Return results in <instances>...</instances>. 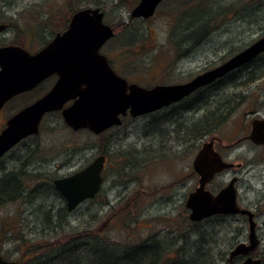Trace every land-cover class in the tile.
<instances>
[{
	"label": "rangeland",
	"instance_id": "1",
	"mask_svg": "<svg viewBox=\"0 0 264 264\" xmlns=\"http://www.w3.org/2000/svg\"><path fill=\"white\" fill-rule=\"evenodd\" d=\"M136 4L137 0H0V22L10 26L0 34V45L22 46L34 53L64 28L74 11L98 8L114 31L101 53L125 63L134 82L153 87L187 82L264 36V0H164L147 20L130 17ZM252 70L258 80H249ZM49 85L10 102L0 113V129L4 119L32 103ZM219 104L223 107L217 116ZM225 115L218 127V118ZM256 118L264 119V53L250 69L232 72L201 95L146 116L128 117L101 137L72 132L60 114L48 115L36 138L20 143L0 161V179L24 159L50 171L45 178L20 176L32 203H4L0 194V255L18 260L26 253L27 247L20 246L23 238L39 247L59 239L61 230L42 226L46 212L65 207L63 198L51 191L52 179L84 167L98 154L107 155L99 198L105 205L83 204L64 222L76 232L98 231L108 243L138 245L155 236L168 245L176 233L186 232L190 222L184 202L198 179L192 162L202 143L213 138L225 160L243 164L238 171L241 201L250 207L260 202L264 210V152L244 139ZM206 128L217 129L198 138ZM220 182L208 188L217 190ZM197 227L210 235L200 253L212 252L217 264H227L229 251L247 241L241 218L209 219L192 228ZM257 234L261 244L253 257L264 264V213L257 220Z\"/></svg>",
	"mask_w": 264,
	"mask_h": 264
},
{
	"label": "water",
	"instance_id": "2",
	"mask_svg": "<svg viewBox=\"0 0 264 264\" xmlns=\"http://www.w3.org/2000/svg\"><path fill=\"white\" fill-rule=\"evenodd\" d=\"M162 1L138 0L130 17L147 20ZM103 16L98 8L78 10L70 17L66 30L34 54L19 46L0 47V109L12 97L30 92L50 76H57L45 95L8 118L0 132V159L24 139L37 135L41 120L48 113L61 112L64 124L73 131L86 129L99 135L113 126H120V117H125L128 111L136 118L169 107L264 53L262 36L224 63L186 83L152 88L127 85L109 68L107 58L100 53L102 46L114 35L113 29L103 22ZM4 28L0 26V32ZM68 102L72 103L65 107ZM248 139L264 146V119L251 122ZM213 144V139L203 143L193 160L192 168L199 176L198 186L187 196L184 206L193 223L215 215L248 216V244L240 243L230 251L228 261L231 262L237 256L255 251L260 240L255 232L253 214L237 206L234 181L216 194L206 189L215 175L233 167L222 160ZM103 166L104 157L100 156L83 170L53 180V187L65 200L68 212L99 193ZM260 263L258 258L247 257L240 264ZM0 264L14 262L0 256Z\"/></svg>",
	"mask_w": 264,
	"mask_h": 264
},
{
	"label": "trees",
	"instance_id": "3",
	"mask_svg": "<svg viewBox=\"0 0 264 264\" xmlns=\"http://www.w3.org/2000/svg\"><path fill=\"white\" fill-rule=\"evenodd\" d=\"M205 31L206 28L204 29ZM189 42H191L190 39L187 43ZM259 57L244 67L250 69ZM255 74L254 70L248 73L250 76L249 80L250 78L252 81L258 80L259 78L255 77ZM196 95H201V93ZM218 112L219 108L217 107L214 113L218 116ZM227 115L218 118L220 120L217 122L218 127L220 123H223ZM216 129H203L198 138H205ZM0 186V194L3 196L4 203L24 200V203L28 204L30 201L27 198L29 197V192H27L26 185H23L22 179L4 174L0 179ZM51 188V191L55 192L54 188ZM99 196L102 195L99 194ZM104 205L105 203L102 202L98 206L104 207ZM54 212L50 210L46 212L44 225L42 226H45L44 229L53 230L56 233H58L57 230H61L62 234L58 237L59 239L51 238L52 240L47 241L42 247L32 243V239H20V246L27 248L25 249L26 253H21L18 257V264H217L215 255L212 252L204 255L200 253L201 245H203V242H207L210 235L198 227L196 229L192 228L199 223H190L186 232L176 233L172 239V244L166 245L158 237L154 236L138 245H119L108 243L105 241L106 238H103L104 236L98 231L85 230L84 232H76L72 230L64 222V219L70 215L65 207ZM209 219H224V217L214 216ZM209 219L203 222L209 221ZM39 222L42 223L40 219ZM179 242L182 244L179 245ZM187 243L190 244L189 248H186ZM185 254L187 255L185 256ZM254 254L255 252L251 255L253 256ZM220 260L222 261V259ZM235 263L236 260H233L232 263L227 262V264Z\"/></svg>",
	"mask_w": 264,
	"mask_h": 264
},
{
	"label": "flooded vegetation",
	"instance_id": "4",
	"mask_svg": "<svg viewBox=\"0 0 264 264\" xmlns=\"http://www.w3.org/2000/svg\"><path fill=\"white\" fill-rule=\"evenodd\" d=\"M137 3H138V0H137ZM137 5V4H136ZM83 9H85V8H83ZM94 9V8H93ZM78 10H80V9H78ZM78 10H76V11H74L72 14H71V16L75 13V12H77ZM103 15H104V13H103ZM70 16V17H71ZM70 17H69V19H68V21L66 22V24L64 25V28L62 29V30H60V31H58V32H56L52 37H51V39L50 40H48L40 49H42L43 47H45L53 38H54V36L55 35H57V34H59V33H62V32H64L65 30H66V28L68 27V23H69V20H70ZM0 26H4L5 28L0 32V34H2V33H5L6 31H8L9 30V24H7V23H4V22H0ZM114 32V31H113ZM113 38V37H112ZM11 45V44H10ZM10 45H0V47H5V46H10ZM106 45V44H105ZM104 45V46H105ZM12 46H16V45H12ZM103 46V47H104ZM19 47H22V46H19ZM102 47V48H103ZM22 48H24V47H22ZM24 49H26V48H24ZM39 49V50H40ZM27 50V49H26ZM28 51V50H27ZM38 51V50H37ZM36 51V52H37ZM35 53V52H34ZM106 56V55H105ZM106 58H107V64H108V66H109V68L118 76V77H120V78H122L123 80H125L126 81V83H127V85H131V84H135V85H138V86H140V87H144V88H151V87H147V86H142V85H140L138 82H134L133 80H131L128 76H127V73H126V71L124 70L125 69V67H126V65H125V63H122L121 62V64L120 63H118V62H114V61H112V60H110L107 56H106ZM130 73V72H129ZM56 79H57V76L56 75H53V76H50L49 78H47L46 80H44L41 84H39L36 88H34L32 91H34V90H36V89H38V87L39 86H41L42 84H44V83H46V82H50V85H49V87L46 89V91L42 94V95H40L38 98H36L35 100H37V99H39L40 97H42L43 95H45L50 89H51V87L53 86V84L55 83V81H56ZM218 82H220V80L219 81H217L216 83H218ZM211 86V85H210ZM210 86L209 87H204V88H202V89H200V90H198L197 92H195L196 94H200L201 92H203L204 90H206V89H208V88H210ZM32 91H30V92H25V93H21V94H19V95H17V96H14V97H12L11 99H9L8 101H6L4 104H3V106L1 107V109H0V113H2L4 110H6L7 108H8V106H9V103L10 102H13L14 100H16V99H19V98H22L23 96H27V95H29V93H31ZM35 100H33V101H35ZM32 101V102H33ZM182 102V101H181ZM72 102H68L66 105H65V107H67V106H69L70 104H71ZM30 103H27L26 105H24V106H19L18 108H17V110L15 111V112H13L10 116H12L13 114H15L16 112H18L19 110H21L22 108H24L25 106H27V105H29ZM222 107H223V105L222 104H219L218 105V108L221 110L222 109ZM55 113H57V114H60V116H61V112H52V113H48V114H46L45 116H44V118L45 117H47L48 115H52V114H55ZM148 115V114H147ZM9 116V117H10ZM144 116H146V115H144ZM9 117H7L6 119H4V121H3V123L1 124V129H0V132L3 130V128L5 127V124H6V121L8 120V118ZM128 117H131L130 116V114H129V111L127 112V115L125 116V117H123L122 118V124H123V121H124V119H126V118H128ZM140 117H142V116H140ZM43 118V119H44ZM122 126V125H121ZM116 127H120V126H113V127H111V128H109V129H107V130H105L103 133H101V134H99V135H95V134H93L92 132H90V131H88V130H84V131H88L89 133H91L92 135H94V136H98V137H101L103 134H105L106 132H108V131H111V130H113L114 128H116ZM40 128H41V124H40V126H39V132H40ZM68 128V127H67ZM69 129V128H68ZM71 130V129H70ZM72 131V130H71ZM79 131H82V130H79ZM79 131H72V132H79ZM39 132H38V134H39ZM249 133H250V131H249ZM38 134L37 135H34V136H30V137H28V138H26V139H24L23 141H21L20 143H22V142H25L26 140H30V139H34V138H36L37 136H38ZM248 137H249V135L248 136H245V140L248 142V143H250L251 145H253V146H255V147H258V148H261L262 149V151L264 152V146H259V145H256V144H254L253 142H251L249 139H248ZM213 140H214V149H215V139L213 138ZM242 142H244V141H242ZM20 143H18L15 147H13L10 151H12V150H14L15 148H17V146L20 144ZM216 150V149H215ZM9 151V152H10ZM28 151V150H27ZM27 151L25 152V153H27ZM217 151V150H216ZM9 152H7L5 155H7ZM218 152V151H217ZM219 153V152H218ZM28 154V153H27ZM220 154V153H219ZM4 155V156H5ZM4 156L0 159V161L4 158ZM100 156H103L104 157V166H103V169H102V172H101V176H102V178H103V173H104V171H105V166H106V163H107V155L106 154H98V155H96L95 157H94V159L93 160H95L97 157H100ZM221 156V155H220ZM23 157V156H22ZM221 158L225 161V162H228L227 160H225V158H223V156H221ZM93 160H91L87 165H85L84 167H82V168H80V169H77V170H75V171H73V172H71V173H65V174H63V175H61L60 177L59 176H57L56 178H54V179H52V187H53V180H55V179H60V178H64V177H68V176H71V175H73V174H75V173H77V172H79V171H81V170H83L84 168H86ZM21 163V165L20 166H18V167H15V168H13L11 171H9V172H6L5 174L6 175H11V176H16V178L18 179H22L20 176H22V177H25V175H28V176H33V175H36V176H39V177H43V178H45V177H47L49 174H50V171H47V170H44V166H43V164L41 165L42 166V169L39 167V165L36 163L35 165H33V164H31L32 162H30L29 163V161H26L25 159L23 160V161H21L20 162ZM52 163H54V164H56L55 162H53V161H50L48 164H52ZM228 163H231V164H233V167L232 168H229V169H227V170H224V171H222L221 173H219V174H217L214 178H213V180L207 185V188L211 185V184H213L216 180H220L221 182H220V186L218 187V189L217 190H210L209 188V190L213 193V194H216L218 191H220L221 189H223L225 186H227L231 181H234L233 182V186H234V188H235V190H236V203H237V206L240 208V209H243V210H247V211H249V212H251L252 214H253V220L255 221V223H256V233H257V220H258V218L262 215V213H264V210L262 209V206H261V203L260 202H258L255 206H249V205H247V204H244L243 203V201H241V195H240V188H241V185H242V179L239 177V175H238V171H240V170H242V168H243V164H241V163H239V162H237V163H234V162H228ZM69 165L71 164L70 162L68 163ZM56 168H58V165H57V167ZM59 169V168H58ZM60 170V169H59ZM58 170V171H59ZM195 174V173H194ZM196 175V174H195ZM197 176V175H196ZM228 177V178H227ZM197 182H198V180H199V176H197ZM226 178L228 179V180H226ZM103 183H104V180H103ZM54 188V187H53ZM40 189V188H39ZM55 190V189H54ZM102 190V189H101ZM36 192H39V191H37V190H35ZM55 192L57 193V195H59L60 196V194L55 190ZM101 192V191H100ZM100 192H99V194H100ZM99 194H97V196L95 197V198H93V199H89V200H86V201H83V202H81L76 208H75V210L79 207V206H82L83 204H98V205H100V203L101 202H103V203H105V201H101V200H99V198H100V196H99ZM95 202V203H94ZM218 216H221V217H224V219L227 217V216H223V215H218ZM230 217H233V218H235L236 220L238 219V218H241L243 221H244V223L247 225V229H248V225H249V223H248V216L247 215H244V214H236V215H230ZM257 236H258V234H257ZM259 237V236H258ZM247 241H248V235H247ZM247 241H242V242H238L237 244H239V243H247ZM247 257H249V254L248 255H242V256H237V257H235L233 260H236V263H239V262H241V261H243L245 258H247ZM10 261H13L15 264H18L19 263V261L17 260V259H11Z\"/></svg>",
	"mask_w": 264,
	"mask_h": 264
}]
</instances>
